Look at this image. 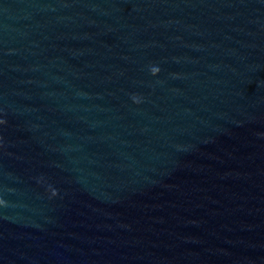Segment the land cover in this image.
Returning a JSON list of instances; mask_svg holds the SVG:
<instances>
[{
  "label": "water",
  "instance_id": "water-1",
  "mask_svg": "<svg viewBox=\"0 0 264 264\" xmlns=\"http://www.w3.org/2000/svg\"><path fill=\"white\" fill-rule=\"evenodd\" d=\"M0 264H264V0H0Z\"/></svg>",
  "mask_w": 264,
  "mask_h": 264
}]
</instances>
